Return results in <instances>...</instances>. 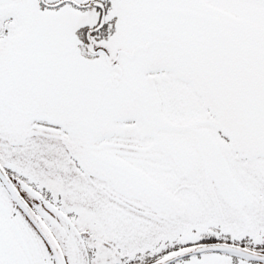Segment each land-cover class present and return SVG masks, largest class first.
<instances>
[{
	"label": "snow or ice",
	"instance_id": "obj_1",
	"mask_svg": "<svg viewBox=\"0 0 264 264\" xmlns=\"http://www.w3.org/2000/svg\"><path fill=\"white\" fill-rule=\"evenodd\" d=\"M0 264H264V0H0Z\"/></svg>",
	"mask_w": 264,
	"mask_h": 264
}]
</instances>
